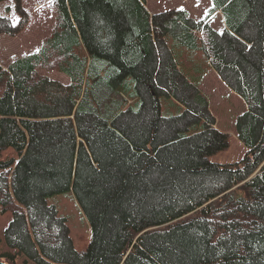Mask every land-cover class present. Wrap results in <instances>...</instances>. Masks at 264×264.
<instances>
[{
	"label": "trees",
	"instance_id": "1",
	"mask_svg": "<svg viewBox=\"0 0 264 264\" xmlns=\"http://www.w3.org/2000/svg\"><path fill=\"white\" fill-rule=\"evenodd\" d=\"M14 1L0 34L29 21ZM211 2L195 22L146 0H51L40 47L0 64V206L12 213L0 264H264V0ZM185 49L244 101L239 162L208 159L228 136ZM162 96L182 111L163 115ZM10 147L17 159L3 158ZM69 189L90 226L84 251L47 203Z\"/></svg>",
	"mask_w": 264,
	"mask_h": 264
},
{
	"label": "rangeland",
	"instance_id": "2",
	"mask_svg": "<svg viewBox=\"0 0 264 264\" xmlns=\"http://www.w3.org/2000/svg\"><path fill=\"white\" fill-rule=\"evenodd\" d=\"M20 2L25 13L29 16V21L25 28L16 36L0 34V64L4 67L12 59L37 50L43 38L50 33L54 24L55 15L54 8L50 4L51 0H20ZM211 6V0H146V7L151 12L174 8L185 9L195 22L203 20ZM15 10L14 0L0 3L1 16H9L16 19L18 16L15 14ZM209 24L218 33H222L225 30L223 17L218 12H214L211 15ZM232 38L246 41V49L251 46V42H248V39L240 35L239 32L233 33ZM186 51L188 50L185 49ZM186 54L183 53L181 55V59H183L181 62L188 64V66H193L194 71L201 76L197 86L207 98L208 109L214 118V126L228 136V146L211 154L208 159L216 163L239 162L245 157L247 148L237 138L235 121L237 115L244 110V101L241 96L228 88L214 69H209V65L203 62L204 56L201 52L197 51V53L193 54L186 52ZM191 55H194L192 57L195 61L190 58ZM194 71L186 73V76L188 77V74L195 73ZM48 75L63 83L69 82V78L61 72L52 71L48 72ZM190 80L192 82L197 81V79ZM175 101L176 99L172 96H162L161 113L163 115L180 113L183 108L176 104ZM4 157L17 159L18 155L10 147L3 152ZM47 203L54 205L57 209V214L66 218L74 249L84 251L91 240L90 226L79 208L72 190L69 189L63 193L48 197ZM11 219V211L2 210L0 206V237L2 243L3 232L10 224Z\"/></svg>",
	"mask_w": 264,
	"mask_h": 264
},
{
	"label": "crops",
	"instance_id": "3",
	"mask_svg": "<svg viewBox=\"0 0 264 264\" xmlns=\"http://www.w3.org/2000/svg\"><path fill=\"white\" fill-rule=\"evenodd\" d=\"M218 13H220L219 11H217Z\"/></svg>",
	"mask_w": 264,
	"mask_h": 264
}]
</instances>
